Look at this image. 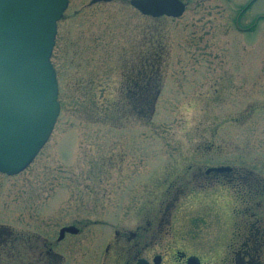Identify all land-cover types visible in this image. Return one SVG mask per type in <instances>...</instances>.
<instances>
[{"label":"rangeland","instance_id":"rangeland-1","mask_svg":"<svg viewBox=\"0 0 264 264\" xmlns=\"http://www.w3.org/2000/svg\"><path fill=\"white\" fill-rule=\"evenodd\" d=\"M91 1L69 0L58 22L60 116L33 163L3 182L0 208L24 246L0 264H128L115 231L126 239L149 224L160 234L145 256L161 264H178L179 251L233 264L251 223L239 188L194 190L191 176L243 168V192L264 201V0H181L177 19ZM64 226L79 234L45 256L44 239L57 243Z\"/></svg>","mask_w":264,"mask_h":264},{"label":"water","instance_id":"water-1","mask_svg":"<svg viewBox=\"0 0 264 264\" xmlns=\"http://www.w3.org/2000/svg\"><path fill=\"white\" fill-rule=\"evenodd\" d=\"M114 0H92L91 4ZM69 0H0V173L25 171L49 141L61 107L51 63L57 25ZM131 7L151 18H180L181 0H131ZM211 171L230 172L221 167ZM75 235V227L61 229ZM159 259L155 261L158 264ZM138 264H148L139 261Z\"/></svg>","mask_w":264,"mask_h":264},{"label":"flooded vegetation","instance_id":"flooded-vegetation-1","mask_svg":"<svg viewBox=\"0 0 264 264\" xmlns=\"http://www.w3.org/2000/svg\"><path fill=\"white\" fill-rule=\"evenodd\" d=\"M259 0H253V4L256 3ZM251 3V4H252ZM249 7L251 5H248ZM246 7L244 11H246L247 8ZM242 13V11H241ZM240 13V14H241ZM260 17V16H259ZM262 17V16H261ZM260 19V18H259ZM258 23H255V25L253 26L256 27ZM239 24H237V28ZM253 28H250L249 30H243L244 32H249L251 31ZM241 29V28H239ZM135 87V86H133ZM150 87V85H149ZM208 155V154H205ZM222 167H228V165H222ZM215 168H220V167H210L207 170H205V172H200L199 177L202 178L201 179H197L194 176L192 177V181L193 184L192 187L194 190H202L203 192L208 191L209 189L213 188L215 185H221V186H232V188H239L234 192L239 196V198L242 200V202H244V205L247 207V211L249 214V220H250V225L248 226V232H243L240 235L242 236V238L244 239V243L241 245V247L238 248L237 252L234 254V262L233 264H264V262H262V256H261V248L263 246V232L261 227V218H262V214H259L257 211L258 209H262L263 206V211H264V201L261 202H256V205H252V198H255L257 196V194L255 193L254 196H247L243 189L242 183L243 181L246 182L247 180V176H246V170L240 167L237 168H232V170L230 172H223V173H218V172H214L211 171ZM230 168V167H229ZM197 176V175H195ZM0 196H2L1 194V190L5 189L3 182H5L6 178H8V176H6L5 174H1L0 173ZM221 177H223L221 179ZM205 179V180H203ZM222 180L224 181L222 183ZM187 181H184V184L180 185L179 191H178V198L181 199L182 197L186 196L189 190V186H188ZM199 189H198V188ZM240 194V195H239ZM262 194H260L261 196ZM1 198V197H0ZM257 210V211H256ZM250 212H252V214H250ZM246 214V211H245ZM253 225V226H251ZM69 226V225H68ZM68 226H64L63 228H66ZM150 224L148 225V227H145V229H141V231L139 229H137L135 232H130L127 236H125L126 239L121 238L119 232L115 231V235L120 238L125 240L130 246L127 248V256L129 255V258L126 262H129L128 264H138L139 261H144L148 264H155V261L157 259H159L158 264H161L162 261V257L160 255H154L153 257H149V256H145V251L148 248V243L151 240V238L156 237V235L160 234L157 233L155 231L154 234H151L150 231ZM250 226H251V230H250ZM21 230H16L13 229L11 227H8L6 225V214H5V208L4 206L2 208H0V257H5L7 254V250L12 249L9 248L10 246H15V251L17 253H20L18 255H22L23 253V249L22 247V240H23V232L20 234L18 233ZM61 231V230H60ZM60 231H59V235L57 238V243L54 244L53 241L49 240V238L44 239L45 241H47V249L44 250V255L50 258H59L61 257V255L58 253L59 248L57 249V246L60 245V243L64 242L66 240V237L69 235H72L70 233H65L64 236L62 238H60ZM79 234V233H78ZM77 234V235H78ZM33 235V234H32ZM36 236V235H35ZM34 236V237H35ZM76 236V235H75ZM13 238V240H12ZM32 238V237H30ZM29 238V239H30ZM161 239V238H160ZM38 240V237L36 239V241ZM259 241V243L253 245V244H249L248 241ZM20 241V244H17V242ZM28 242L30 243L29 247L31 250L32 249L41 252L40 249L38 247L35 248L34 243H31V240ZM253 243V242H252ZM250 246L249 249H247V246ZM258 245V246H257ZM9 248V249H8ZM260 248V249H259ZM61 249V247H60ZM63 249H61L62 251ZM252 251L256 252V256L251 255ZM131 252H135L136 254H130ZM260 252V253H259ZM42 253V252H41ZM178 257L177 262L178 264H202L203 262L195 255H186L185 252L183 251H179L176 253V255ZM55 260V259H54ZM53 260V263L55 262ZM114 259L112 258V263ZM131 261V262H130ZM116 263H118V261H116ZM228 264V263H227Z\"/></svg>","mask_w":264,"mask_h":264},{"label":"trees","instance_id":"trees-1","mask_svg":"<svg viewBox=\"0 0 264 264\" xmlns=\"http://www.w3.org/2000/svg\"><path fill=\"white\" fill-rule=\"evenodd\" d=\"M250 214H252V212H250ZM251 226H253V225H251ZM251 226H250V230H251ZM253 242V243H252ZM248 243L249 244H253V245H255V244H257V243H259V241H248ZM250 248V246L248 245L247 246V249H249ZM251 255H254V256H256V252L255 251H252V254Z\"/></svg>","mask_w":264,"mask_h":264}]
</instances>
